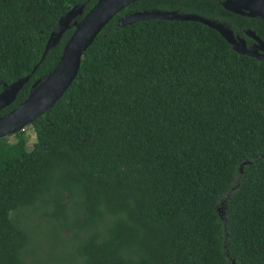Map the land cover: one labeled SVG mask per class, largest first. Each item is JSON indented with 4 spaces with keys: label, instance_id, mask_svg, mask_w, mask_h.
Returning <instances> with one entry per match:
<instances>
[{
    "label": "trees",
    "instance_id": "16d2710c",
    "mask_svg": "<svg viewBox=\"0 0 264 264\" xmlns=\"http://www.w3.org/2000/svg\"><path fill=\"white\" fill-rule=\"evenodd\" d=\"M96 1L0 0V92L29 76L0 116L56 65L73 27L40 59L59 18ZM221 2L130 3L29 124L32 148L0 138V264H264V61L198 21L120 24L175 11L264 40V19ZM41 222L50 245L29 259Z\"/></svg>",
    "mask_w": 264,
    "mask_h": 264
},
{
    "label": "water",
    "instance_id": "95a60500",
    "mask_svg": "<svg viewBox=\"0 0 264 264\" xmlns=\"http://www.w3.org/2000/svg\"><path fill=\"white\" fill-rule=\"evenodd\" d=\"M134 1L136 0H97L85 14H83L85 4L82 3L73 6L59 18L58 29L53 30L49 35L40 62L46 52L59 42L64 32L73 27L63 46L62 54L51 71L31 84L26 97L17 106L0 116V138L23 130L64 94L78 73L85 50L110 20ZM221 1L223 8L227 11L264 19V0ZM78 16L82 18L77 20ZM149 19L198 21L219 32L237 53L264 61V40L254 30L246 29L244 32L245 36L254 41L251 46H248L245 38L235 34L228 26L196 14L159 10L135 11L123 16L120 24L127 25ZM28 79L29 76L19 78L0 92V109L15 100L18 91Z\"/></svg>",
    "mask_w": 264,
    "mask_h": 264
},
{
    "label": "rangeland",
    "instance_id": "374dc122",
    "mask_svg": "<svg viewBox=\"0 0 264 264\" xmlns=\"http://www.w3.org/2000/svg\"><path fill=\"white\" fill-rule=\"evenodd\" d=\"M24 133L26 136V147L28 150L32 148L33 143L35 142V133L31 125H27L24 127ZM9 139L11 141H15L14 136H10ZM46 224L44 222H41L39 227L35 229L36 235L34 236V240L36 243H39V247H30V250H32L34 253L29 255L28 258L30 259L31 257H38V256H44V252L49 248L48 246L50 245V242L46 239L45 235L46 234ZM67 230H63L62 235L66 237L67 235ZM55 253H58L59 249L58 247L54 249Z\"/></svg>",
    "mask_w": 264,
    "mask_h": 264
}]
</instances>
